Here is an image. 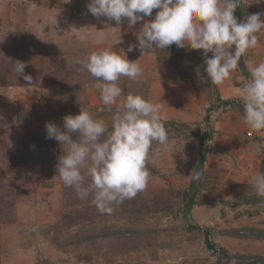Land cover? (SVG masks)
<instances>
[{"label": "rangeland", "instance_id": "rangeland-1", "mask_svg": "<svg viewBox=\"0 0 264 264\" xmlns=\"http://www.w3.org/2000/svg\"><path fill=\"white\" fill-rule=\"evenodd\" d=\"M88 3L0 0V264H264V197L253 186L264 172V132L245 125L238 96L249 65L264 61V31L230 78L213 85L195 72L200 66L206 76L202 50L128 52L141 22L110 28L115 22L92 16ZM254 13H264V0H241L234 15L239 23ZM111 46L138 59L143 83L121 77L120 86L160 106L170 143L157 153L153 141L147 188L101 213L91 196L64 186L56 168L62 148L46 138L45 124L63 130L81 96L111 124L98 82L76 63ZM16 61L31 82L16 76Z\"/></svg>", "mask_w": 264, "mask_h": 264}, {"label": "clouds", "instance_id": "clouds-1", "mask_svg": "<svg viewBox=\"0 0 264 264\" xmlns=\"http://www.w3.org/2000/svg\"><path fill=\"white\" fill-rule=\"evenodd\" d=\"M240 5L241 0H89L86 7L92 16L114 21L116 27L110 28L120 30L124 21L129 28L141 22L138 44H129L128 52L138 47L142 55L164 51L173 44L202 50L206 76H201L200 66L195 68L197 76L201 82L221 85L238 69L241 57L258 47L259 33L264 31V13L237 22L234 12ZM122 42L120 35L116 44ZM137 60L130 61L123 50L111 46L76 61L98 82L104 110L111 114L110 125L91 114L83 96L79 113L62 118L63 130L54 122L45 124L46 138L55 139L62 148L56 168L64 186L74 188L80 199L91 196V203L101 213L113 212V205L147 188L151 177L147 165L155 156L150 153L153 141L157 153L170 143L160 106L142 94H125L120 86L121 77L143 83V69ZM25 66L16 61L13 70L31 82V76L24 75ZM249 72L238 90L243 121L250 129L264 132V61L249 65ZM199 176L196 173L193 179ZM253 186L256 194L264 197V172L257 173Z\"/></svg>", "mask_w": 264, "mask_h": 264}, {"label": "trees", "instance_id": "trees-1", "mask_svg": "<svg viewBox=\"0 0 264 264\" xmlns=\"http://www.w3.org/2000/svg\"><path fill=\"white\" fill-rule=\"evenodd\" d=\"M211 133L209 132V129L207 128V130H206V135H205V138L203 139L204 141H207V140H209L210 139V137H211V135H210ZM203 140H201V145H203V143H204V141ZM201 154V156H200V159H199V162H198V165H197V168L199 169V168H201L202 167V164H203V161H204V152H201L200 153ZM195 188H196V184L195 185H192L191 186V191H190V193L188 192H186V205L187 206H191L192 205V203H193V199H194V193H195ZM186 212H187V214H188V210H186ZM208 249H210L211 251H213V252H215V249H214V246L213 245H211V244H209V246H208ZM221 252V251H220ZM219 252V253H220ZM222 253V255H223V252H221ZM251 264V263H250Z\"/></svg>", "mask_w": 264, "mask_h": 264}, {"label": "water", "instance_id": "water-1", "mask_svg": "<svg viewBox=\"0 0 264 264\" xmlns=\"http://www.w3.org/2000/svg\"><path fill=\"white\" fill-rule=\"evenodd\" d=\"M208 119V118H207ZM208 246H209V244H208Z\"/></svg>", "mask_w": 264, "mask_h": 264}]
</instances>
